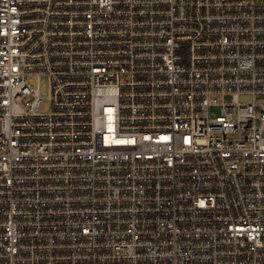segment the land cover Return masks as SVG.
<instances>
[{
	"label": "built area",
	"instance_id": "built-area-1",
	"mask_svg": "<svg viewBox=\"0 0 264 264\" xmlns=\"http://www.w3.org/2000/svg\"><path fill=\"white\" fill-rule=\"evenodd\" d=\"M0 264H264V0H0Z\"/></svg>",
	"mask_w": 264,
	"mask_h": 264
}]
</instances>
